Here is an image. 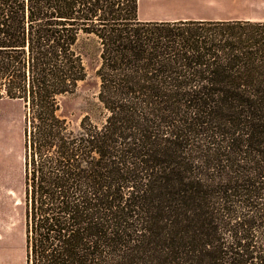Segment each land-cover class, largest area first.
I'll return each instance as SVG.
<instances>
[{
    "label": "trees",
    "instance_id": "trees-1",
    "mask_svg": "<svg viewBox=\"0 0 264 264\" xmlns=\"http://www.w3.org/2000/svg\"><path fill=\"white\" fill-rule=\"evenodd\" d=\"M1 99L29 125L26 264H264V19L0 0Z\"/></svg>",
    "mask_w": 264,
    "mask_h": 264
},
{
    "label": "rangeland",
    "instance_id": "rangeland-1",
    "mask_svg": "<svg viewBox=\"0 0 264 264\" xmlns=\"http://www.w3.org/2000/svg\"><path fill=\"white\" fill-rule=\"evenodd\" d=\"M182 9H201L195 0H175ZM246 5L249 13H181L175 15L190 20L224 21L231 19H264V0H228ZM255 11V12H254ZM149 16V15H147ZM156 16V15H152ZM204 18V19H198ZM183 19V20H187ZM182 20V19H180ZM205 26V25H204ZM211 27V26H210ZM212 28V27H211ZM97 79L93 65L88 67L86 79L78 84L76 93L62 99L61 112L67 114L70 126H76L86 107L95 101ZM29 125L25 109L19 101L0 100V264H26L24 205H23V160ZM26 131V132H25ZM26 133V134H25Z\"/></svg>",
    "mask_w": 264,
    "mask_h": 264
},
{
    "label": "crops",
    "instance_id": "crops-1",
    "mask_svg": "<svg viewBox=\"0 0 264 264\" xmlns=\"http://www.w3.org/2000/svg\"><path fill=\"white\" fill-rule=\"evenodd\" d=\"M175 0H137V17L142 21H176L187 19L177 16H157V15H175L181 13H208V14H224V13H249L253 11L237 10L231 8L244 9L246 5H236L228 0H195L193 2L196 7L201 9H182L184 6H178ZM255 12V11H254ZM258 13H264V10H258ZM149 15V16H147ZM156 15V16H152ZM204 19V18H198Z\"/></svg>",
    "mask_w": 264,
    "mask_h": 264
}]
</instances>
